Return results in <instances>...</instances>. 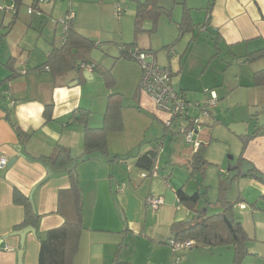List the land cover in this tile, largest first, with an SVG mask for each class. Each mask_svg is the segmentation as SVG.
Segmentation results:
<instances>
[{
  "label": "crops",
  "instance_id": "crops-1",
  "mask_svg": "<svg viewBox=\"0 0 264 264\" xmlns=\"http://www.w3.org/2000/svg\"><path fill=\"white\" fill-rule=\"evenodd\" d=\"M96 1L105 2L57 0L55 4L43 5V16L38 17L28 12L36 0H20L21 8L14 18L5 7H15V0H0L6 4L5 7L0 5V83L12 75L7 66L10 61L17 75L0 90V158L8 160V165L0 169V264H39L38 237L65 223L59 213V198L61 192L71 188L68 171L53 169L41 161V158L54 156L60 147L77 161L75 167L83 193L85 230L74 264H176L177 261L182 264L180 256L185 264H194L198 259L182 251L192 249H173L169 242L175 239L174 224H193L198 217L177 198L181 189L189 196L200 192L199 184L192 194L186 189L191 183L189 177L196 175L190 176L189 167L198 148L164 126L166 116L157 115L150 97L141 94L140 66L121 58L122 48L135 42L141 50L156 52L158 65L172 69L174 87L185 93L193 104L203 105L209 91L217 94L219 102L210 117H202L196 107L189 112L192 120L201 119L194 140L205 147V160L210 165H226L222 146L228 139L239 140L257 132L243 154V169L255 168L264 174V86H256L254 80L255 73L264 69V60L251 65L244 63L249 54L264 49V0H160L164 8H169L170 3L174 6L171 9L174 26H169V38L158 37L161 28L167 26L161 20L156 35L141 33L134 41L135 15L118 17L120 22L115 29L114 1L109 5V23L92 18L90 4L101 6ZM70 3L74 10L73 28L97 45L91 54L93 62L111 70L119 87L108 89L99 74L98 79L97 73L89 74L78 68L58 74L48 66L42 68L51 53L65 45V28L60 21L65 19ZM184 6L190 10L193 24L200 29L206 26L207 31L199 29L178 42V24L182 21ZM130 24L133 36L126 42H133H117L123 40ZM49 25V30L46 28L43 32ZM150 27L151 23L147 22L144 30ZM161 48L163 52L159 53ZM224 52L229 56L225 57ZM224 63L228 69L224 68ZM22 70L27 74L22 75ZM99 80L104 85L103 90L92 88ZM127 91L134 96L130 94L126 98ZM113 94L123 97L125 126L123 132L108 137L109 153L117 159L110 162L98 152L85 157V129L72 119L73 115L76 113L75 117H79V109L88 110L91 113L88 126L102 127L108 98ZM20 105L27 106L35 116L25 112L27 119L21 120L17 115ZM47 107L52 111L50 121L45 118ZM9 113L22 135L7 119ZM158 143L162 144L156 161L158 174L144 178L148 171L138 165V160ZM172 164H181L185 169L171 170L169 165L172 167ZM228 172L233 170L228 169ZM235 175L236 172L232 173L229 179L232 181ZM175 177L179 183L175 184ZM187 179L190 182L187 183ZM15 189L32 201L41 216L38 230L27 234L24 243L14 232L25 217L24 208L14 203ZM230 189L224 200L233 210L244 212L249 204L255 213L264 211L263 184L251 177L239 176ZM173 194L176 205L171 200ZM149 197L163 198L165 204L153 211L146 206ZM206 198L203 199L206 201ZM255 203L257 209L252 206ZM218 207L222 213L223 203H218ZM202 208L199 202L197 209L202 211ZM206 211L202 212L208 215ZM235 221L241 223L249 235L246 226L252 224ZM259 225H264V220H260Z\"/></svg>",
  "mask_w": 264,
  "mask_h": 264
},
{
  "label": "trees",
  "instance_id": "trees-1",
  "mask_svg": "<svg viewBox=\"0 0 264 264\" xmlns=\"http://www.w3.org/2000/svg\"><path fill=\"white\" fill-rule=\"evenodd\" d=\"M15 2V9L17 12L16 14H13L14 18L17 17L19 13L18 10L21 8L20 0H15ZM172 15L173 11L161 6L160 0H138L136 3L134 22L135 36L137 37L141 33H147L150 36L157 34L161 18L166 17L171 19ZM147 22L151 23V28L146 31L144 30V25ZM12 24L9 26V29ZM200 28L201 27L193 24L190 10L188 7L184 6L182 21L178 24V41L188 34H195ZM202 29L207 31L206 26H203ZM96 46L97 45L93 41L77 33L72 24H70L66 32V42L64 47L61 49H55L42 68L48 66L53 73L58 74L76 68L82 70V64L92 65L94 73H98L102 77L106 87L108 89H113L116 87V82L112 71L95 64L91 58V54ZM135 48H137L136 43L123 46L121 58L131 60L129 53ZM260 60H264V49L249 54L245 58L244 63L251 65ZM11 63L12 61L8 62L7 66L10 68L12 75L8 77L6 81L0 83V90L3 84L17 77L16 71L13 69ZM254 80L256 86H264V69L255 73ZM78 111L80 113L79 117H75L76 113H74L72 119L84 126L85 157H89L98 152L110 162H114L117 157H113L109 153L108 137L115 133H121L125 129L122 112L123 97L120 94H113L108 98L103 126L100 128H90L88 126V120L91 114L88 110L79 109ZM51 113V107H47L45 112V118L47 121L51 120ZM7 119L11 122L19 135H22L21 130L14 122H12L10 113ZM169 131L176 135H180L172 130ZM256 134L257 132L251 136L241 137L243 142L241 156L236 165L237 168L232 169L233 172H236V175L232 178L231 182H233L235 178L242 176L251 177L264 185L263 173L257 171L255 168H251L247 171H244L243 169V154L249 141L253 139ZM205 151L203 145L198 147L192 160V172L190 176L195 173H198L199 175L201 174L203 177L206 175V171L210 164L205 160ZM155 156L157 157L153 152H147L139 158L138 165L142 166V168L146 169L148 172H151L156 166ZM41 161L53 169L67 170L71 181V188L68 191L61 192L59 198V213L65 218V223L60 228L49 231L44 237H38L41 246L39 264H74L75 258L80 250L81 237L85 230L82 206L83 193L75 167L77 161L73 160L69 151L63 147H60L54 156L41 158ZM223 183H225L224 180L221 181V188L224 187ZM222 191L227 192L228 189ZM203 195L205 198L207 197V193L201 194L200 192H196L189 196L183 189L177 192L179 203L191 212H196L198 217L193 224H174L172 226V231L175 234V239L178 242L191 241L196 247L199 245L209 248L219 246L234 247V261L236 264L241 255H243V250L245 249L246 243L250 241V237L243 225L235 221L232 215L233 206L224 200L225 194H222L219 199V201L221 200V203H223L224 211L212 216H208L207 213H203L197 209ZM13 199L16 205L22 206L25 210L24 221L14 229V232L18 233L28 227H33L35 230H38L41 216L36 212L32 201L16 189L14 190ZM261 200L264 201V195L261 197ZM252 206L257 209V203ZM230 216L233 218L232 222L229 220Z\"/></svg>",
  "mask_w": 264,
  "mask_h": 264
},
{
  "label": "rangeland",
  "instance_id": "rangeland-1",
  "mask_svg": "<svg viewBox=\"0 0 264 264\" xmlns=\"http://www.w3.org/2000/svg\"><path fill=\"white\" fill-rule=\"evenodd\" d=\"M92 1H94V0H92ZM111 1L112 2L114 1L113 8L120 6L124 12L126 10L125 13L123 12L124 16L121 19H123L125 16L131 17V16L135 15L136 3L138 0H107V1L105 0L104 3H101L102 1L101 2L96 1V2H100L99 4H101V6H99V5L96 6V4H92V5L90 4V6L92 8H89L92 10V13H91L93 15L92 18L95 21H100L101 19H103L106 23H109V15L108 14L111 15L110 7H109ZM167 1L170 2V0H166V2ZM0 5L4 6V7L6 6V4H4L3 2H0ZM168 6H170V7L167 9H173L174 8V6L171 5V3ZM7 7H10V6H7ZM178 7H180V6H178ZM6 9L7 8L5 7V10ZM105 12H108L107 16L105 15ZM2 15H4V14H2ZM112 15H113V23L115 24L114 27H115V29H117L116 23L118 25V23L120 22V18H118L116 16V8H115V11L113 9ZM161 20H163L162 23H165L167 26H166V28H161L162 30H161L158 37H160L161 39L162 38L168 39L169 38L168 31H170L169 26L170 27L174 26L173 15H172L171 19L166 18V17H162ZM161 20H160V22H161ZM47 26L45 28H43V30H44L43 32H45L46 28H48L47 30H49L50 25H49V27H47ZM125 27H127V25H125ZM127 28H128V32L125 29L123 37H122L123 40L120 41L121 39H118L117 42H120L123 44H129V42H133L134 40H136V36L134 33L133 41L126 42L128 40V38H132V36H133V30H132L131 24ZM46 35H48L47 32H46ZM186 38H189V37H186ZM178 42H181V41L179 40ZM133 43H135V42H133ZM158 51H159V53L163 52L162 48L159 49ZM203 51H204V49L201 52H203ZM201 52H200V54H201ZM154 53H156V52H154ZM224 56L225 57L229 56V53L224 52ZM217 63H221V62H217ZM224 68H226V69L229 68L227 63H224ZM99 77L100 76L97 73L96 78L99 79ZM96 83H98V84H94L92 86V88L95 87V89L99 90V87H100V89H102V90L104 89V85L100 82V80L97 81ZM97 85H100V86H97ZM116 85H117V83H116ZM117 86L119 87V85H117ZM95 89H93V91H95ZM99 92H97V94H99ZM125 94H127L126 98H129L128 96H130V94H132L131 97L134 96V93L133 92L131 93L130 91H127V93H125ZM141 94H142V92H141ZM205 101H206V99H205ZM156 114L158 115L159 113H156ZM233 130H235V127ZM158 144H161V143H158ZM241 146H242V141L240 138H239V140H235V138L228 139L227 143L223 144V146H222V149L224 150V153H225L226 165H221L220 163H214L212 165H209V167L206 171V175L204 177L201 174L199 175L198 173L194 177H189V180L191 181V183L188 185V187L186 189L190 190L189 192H190V194H192L194 192L196 186L199 184L200 192L202 194L207 193V200H208V202L205 201L203 199L204 198V195H203V197L200 201L201 206H203L202 211L207 210L206 212H208V215H210V216L220 214L219 212H221V209L219 208L220 206L218 207V203L220 205H221V203L218 201V198L222 194L230 193L233 189V186L231 187L232 189H230V186L233 185L234 181L231 182V179H229V176L234 172H228V169H230V168L234 169L236 167ZM108 150H109V147H108ZM232 158H234V159L232 160ZM169 166H170L171 170L172 169H180L181 170V168L185 169L181 164H178V165L172 164V167H171V165H169ZM189 168H190V172H192L191 166ZM221 170L224 171L223 174L222 173L220 174V172H222ZM222 180L225 181V183H223V186H224L223 188L228 189L227 192L225 191L226 193L223 192L222 190H224V189L220 187ZM178 181H179V179L175 177V184ZM190 181H188V179H187V183ZM180 182H182V184H183V181H180ZM170 186H172L171 183H170ZM180 186H182V185H180ZM196 190H198V188ZM173 195H174V198H172L171 200L176 205V195L175 194H173ZM208 203H210V204H208ZM206 204H207V206H206ZM166 205L167 206L170 205L169 200L167 198H166ZM204 205H205V207H204ZM247 206H248V210H246L244 212H240L239 210H232V215L235 217V219H237L241 222H250L252 224L251 227L246 226L247 230L249 232L250 241H248L246 243L245 249L243 250V255H241L239 261L236 264H264V225H259L260 220H262V221L264 220V211H262V212L256 211V213H255V212H253L254 209H252V207L249 206V204ZM182 251H184V253L187 255L192 254L193 258L198 259V261H196V262L194 261V264H235V261H234L235 260V249H234V247L219 246V247H215V248H209V247L204 248V246L199 245L197 248H194L192 250H182ZM181 253H183V252H181ZM180 259H181L182 264H185L182 256H180Z\"/></svg>",
  "mask_w": 264,
  "mask_h": 264
},
{
  "label": "built area",
  "instance_id": "built-area-1",
  "mask_svg": "<svg viewBox=\"0 0 264 264\" xmlns=\"http://www.w3.org/2000/svg\"><path fill=\"white\" fill-rule=\"evenodd\" d=\"M57 0H36L35 4L28 10L32 16H43L41 7L43 5L55 4ZM8 13L16 14L14 6L8 7L6 10ZM123 10L120 6L116 7V16L123 15ZM74 19L73 6L69 4V10L65 19L61 20V24L65 28V34ZM205 31V29H202ZM133 62L137 63L141 70L142 76L140 80V91L150 97L155 109L158 113L166 116L163 121L164 126L168 130H172L175 133L182 135L187 143H193L196 148L200 145L195 142L194 138L200 130L201 119H191L190 109L196 107L200 109V114L204 118L210 117V111L218 104V96L214 91H209V97L203 105L193 104L188 101L185 93L177 90L173 85V71L167 67H161L157 63L156 53L153 51L141 50L139 48L132 49L129 53ZM81 69L89 74L94 73L92 65L82 64ZM46 70H49L47 67ZM22 75L27 74L26 70L20 71ZM162 151V144H158L151 150L154 154H158ZM157 161V157L155 156ZM8 165V160L4 157L0 158V169L5 168ZM158 171L155 166L151 172L145 173L144 178L157 176ZM165 204L163 198L149 197L146 199V206L153 211L158 210ZM169 245L173 249H193L195 244L191 241L178 242L176 239L169 242ZM176 264H180L177 261Z\"/></svg>",
  "mask_w": 264,
  "mask_h": 264
},
{
  "label": "clouds",
  "instance_id": "clouds-1",
  "mask_svg": "<svg viewBox=\"0 0 264 264\" xmlns=\"http://www.w3.org/2000/svg\"><path fill=\"white\" fill-rule=\"evenodd\" d=\"M25 112H28L29 115L35 116V112L30 111V109L25 105H20L17 110V115L20 117L21 120H26L27 117L24 115Z\"/></svg>",
  "mask_w": 264,
  "mask_h": 264
},
{
  "label": "water",
  "instance_id": "water-1",
  "mask_svg": "<svg viewBox=\"0 0 264 264\" xmlns=\"http://www.w3.org/2000/svg\"><path fill=\"white\" fill-rule=\"evenodd\" d=\"M229 170H231V169H229ZM229 220L232 222V221H233V218L230 216V217H229ZM35 232H36V230H35L33 227H28V228H26V229H24V230L18 232L17 235L21 236V238H22V243H24V240H25L27 234H29V233H33V234H35ZM20 256H21V258H22V253H21ZM20 264H21V263H20Z\"/></svg>",
  "mask_w": 264,
  "mask_h": 264
}]
</instances>
